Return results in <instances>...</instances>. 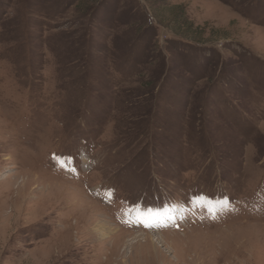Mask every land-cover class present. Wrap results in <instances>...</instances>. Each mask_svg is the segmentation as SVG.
<instances>
[{
  "label": "rangeland",
  "instance_id": "1",
  "mask_svg": "<svg viewBox=\"0 0 264 264\" xmlns=\"http://www.w3.org/2000/svg\"><path fill=\"white\" fill-rule=\"evenodd\" d=\"M0 264H264V0H0Z\"/></svg>",
  "mask_w": 264,
  "mask_h": 264
},
{
  "label": "bare ground",
  "instance_id": "2",
  "mask_svg": "<svg viewBox=\"0 0 264 264\" xmlns=\"http://www.w3.org/2000/svg\"><path fill=\"white\" fill-rule=\"evenodd\" d=\"M95 211H96V213L94 211L93 212H94V215L96 216L97 220H95V222L93 224V228H92L95 233H97L100 237H102L104 239V238L113 236L114 234H116L120 231L119 229H116V227H113L109 223V221L104 218V216L102 214H98L97 210H95ZM140 236L145 237L147 235H138L135 238H140ZM163 236H164L163 234H157V235H151V236L149 235L150 239H152L151 242H158V244H161V242H163V239H162ZM153 239L155 241H153Z\"/></svg>",
  "mask_w": 264,
  "mask_h": 264
}]
</instances>
